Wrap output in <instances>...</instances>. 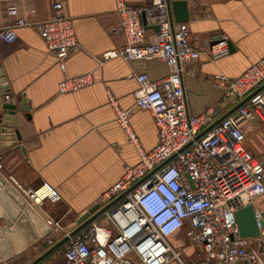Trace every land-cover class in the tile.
Wrapping results in <instances>:
<instances>
[{
    "label": "built area",
    "instance_id": "obj_1",
    "mask_svg": "<svg viewBox=\"0 0 264 264\" xmlns=\"http://www.w3.org/2000/svg\"><path fill=\"white\" fill-rule=\"evenodd\" d=\"M115 1L121 25L112 31L122 33L126 45L106 52L103 60L159 59L169 69L158 81L146 73L131 75L139 84L136 106L152 116L158 143L144 151L132 130L130 111L121 109L110 95L116 122L139 148L141 160L126 167L122 178L104 195L102 201L107 205L131 189L104 214L107 225L96 220L63 244L66 264H133L131 256L139 264H186L181 248L172 243L182 233L197 252L196 264H264L258 249L264 239L262 213L255 212L260 231L256 238H243L236 221L239 210L264 195V162L248 150L244 129L246 124H264V90L211 127L219 120L217 111L209 108L201 115L192 114L183 77L192 75L187 67L202 56L209 62L228 57V37L222 35L196 47L190 40L189 24L171 20L167 0H148L140 8L128 6L125 0ZM54 9L57 14L44 21L16 20L0 29V39L12 44L18 28L36 30L66 71L67 58L80 51L81 44L63 4L56 3ZM93 83L91 73L66 76L58 91L77 93ZM212 84L224 91V101L241 102L264 84V57L239 77L216 74ZM24 196L31 207L39 209L45 202L62 200L59 191L47 183L24 191ZM44 215L51 229L45 244L53 247L70 232Z\"/></svg>",
    "mask_w": 264,
    "mask_h": 264
},
{
    "label": "crops",
    "instance_id": "obj_2",
    "mask_svg": "<svg viewBox=\"0 0 264 264\" xmlns=\"http://www.w3.org/2000/svg\"><path fill=\"white\" fill-rule=\"evenodd\" d=\"M125 1L132 8H140L148 0ZM56 3H62L64 14L73 19L81 44L80 51L67 58L66 71H62L57 56L48 51L36 30L18 28V38L12 44L0 39V74L6 79L4 84L0 79V87L7 84L12 92L8 103L19 105L25 101L30 110L29 116L17 113V124L8 131L16 139L8 136L5 142L16 143L2 148L4 141H0V182L5 181L10 192L44 222L46 213L71 233L85 213L98 204L105 206L104 195L122 178L126 167L141 160L139 148L116 122L110 95L121 109L130 111L131 127L140 147L151 151L158 143V131L152 116L136 106L139 84L131 75L146 73L158 81L168 75L169 69L159 59L132 63L120 58L103 60L106 52L126 45L125 36L112 31L121 25L115 0H0V29L18 19H50L57 14ZM188 10L190 18L185 23L190 26L192 45L199 47L225 35L232 47L230 55L217 62L202 56L187 67L192 75L183 77L190 112L201 115L214 108L220 119L238 102L224 101V91L212 84L213 77L220 73L239 77L264 57V0H189ZM88 73L94 77L90 87L77 93H59V84L66 76ZM1 103H7L6 98L1 97ZM2 116L1 106L0 121ZM250 124L253 127L248 128ZM250 124L244 125L247 144L251 131L264 126ZM261 159L264 162V157ZM43 183L57 189L62 200L56 204L45 202L40 209L31 207L24 191ZM251 205L255 212L264 214V195ZM97 222L107 225L104 215ZM47 236L36 239V231L21 217L18 206L0 183V264L33 263L52 248L45 244ZM61 246L38 264H66ZM258 249L264 259V239ZM190 259L196 264V256Z\"/></svg>",
    "mask_w": 264,
    "mask_h": 264
},
{
    "label": "water",
    "instance_id": "obj_3",
    "mask_svg": "<svg viewBox=\"0 0 264 264\" xmlns=\"http://www.w3.org/2000/svg\"><path fill=\"white\" fill-rule=\"evenodd\" d=\"M168 2V8H169V14L170 18L173 22L177 23H185L189 22V10H188V3L189 0H167ZM144 24L145 20L143 17ZM148 28V27H147ZM155 30H158V27H154ZM232 47L230 46V49ZM0 79H2L1 83H5L6 79L5 76L0 74ZM1 93H0V108L2 106V111L4 113V117H1L0 121V141H4L2 143V148H8L12 145H14L16 142L13 143H6L5 141L9 138L15 140L16 137L14 135H8V131L11 129L10 127H15L16 122V114L19 112L25 113L27 116H29V108L26 107V102L23 101L19 105H13L11 103H5L2 105L1 103V97L4 99L10 95H12V92L9 90L8 85H2L0 87ZM262 90H264V84L261 85L258 89H256L253 93H251L249 96H247L244 100L239 102L229 113L221 117L219 120H217L211 127H214L216 124L233 114L235 111H237L241 106H243L249 99L260 93ZM14 131V130H13ZM9 136V138H8ZM11 136V137H10ZM13 136V137H12ZM201 136V135H200ZM199 136V137H200ZM198 137V138H199ZM1 186L5 188V192L13 199V201L18 206V212L21 214V217L27 220L28 223L31 224V226L34 228V230L37 233L36 239H42L45 238L47 235L50 234L51 229L47 223H45L38 215L35 213L29 206L25 204V202L21 199H18L14 194L10 192V189L8 188V185L5 181L1 180ZM131 190V189H130ZM129 190V191H130ZM129 191L123 193L119 197H117L115 200L110 202L109 204L105 205L104 207H101L100 204L93 207L91 210H89L87 213H85L80 219H78L77 224L78 227L70 233L68 237H65L61 241H59L54 247L49 249L47 252H45L42 256H40L37 260H35L31 264H38L43 259H45L49 254H51L53 251H55L59 246L63 245L69 237H72L79 233L81 230L86 228L89 224L97 220L99 217L104 215L108 210H110L115 204H117ZM262 221L261 225H264V214H262ZM236 221L240 229V234L243 238H256L260 235V231L257 225V221L255 218V210L252 205H249L241 210H239L236 213Z\"/></svg>",
    "mask_w": 264,
    "mask_h": 264
},
{
    "label": "rangeland",
    "instance_id": "obj_4",
    "mask_svg": "<svg viewBox=\"0 0 264 264\" xmlns=\"http://www.w3.org/2000/svg\"><path fill=\"white\" fill-rule=\"evenodd\" d=\"M251 126H252L251 124L248 125V128ZM262 128L259 127L257 132L255 129L251 131V133L248 135V144H247L248 149L254 152V154H257L259 158L264 157V128L263 130ZM172 243L181 248L183 254L182 258L184 262L186 264H192L193 262L190 259V257L194 258V256L197 255V252H194L193 248H192L193 250H190L191 247L189 245V242L185 238L184 234L182 233L178 237L173 238ZM130 260L133 262V264H139L138 261L132 256L130 257Z\"/></svg>",
    "mask_w": 264,
    "mask_h": 264
},
{
    "label": "trees",
    "instance_id": "obj_5",
    "mask_svg": "<svg viewBox=\"0 0 264 264\" xmlns=\"http://www.w3.org/2000/svg\"><path fill=\"white\" fill-rule=\"evenodd\" d=\"M62 246H63V245H62ZM62 246H61V247H62Z\"/></svg>",
    "mask_w": 264,
    "mask_h": 264
}]
</instances>
